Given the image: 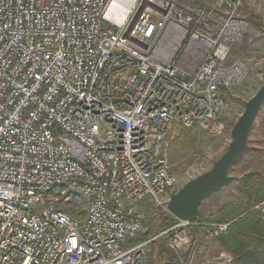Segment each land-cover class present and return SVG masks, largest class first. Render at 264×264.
<instances>
[{
	"label": "built area",
	"instance_id": "obj_1",
	"mask_svg": "<svg viewBox=\"0 0 264 264\" xmlns=\"http://www.w3.org/2000/svg\"><path fill=\"white\" fill-rule=\"evenodd\" d=\"M244 1L0 0V264H149L153 242L177 254L203 227L192 264L228 231L175 219L147 237L178 188L174 129L223 131L248 72L229 62ZM178 39L191 72L163 53Z\"/></svg>",
	"mask_w": 264,
	"mask_h": 264
},
{
	"label": "rangeland",
	"instance_id": "obj_2",
	"mask_svg": "<svg viewBox=\"0 0 264 264\" xmlns=\"http://www.w3.org/2000/svg\"><path fill=\"white\" fill-rule=\"evenodd\" d=\"M173 1L180 7L188 8H196L199 5L203 4V0ZM207 4L209 5V3ZM241 15L248 22V28L242 43L232 48L229 56V62L234 60L243 61L248 66V72L241 84L231 89L226 95L228 108L222 117V123L224 124L223 131L218 134L209 135L208 133L197 129H189L195 130L197 132L198 138L190 149H179L176 147V142L174 139H178L180 137L182 128L176 127L174 129V137L171 140L169 164L170 170L177 180L178 188L175 192H177L181 186H183L191 179H194L207 172L212 167L213 163L217 159H219V157L226 151L228 145L231 142L230 131L243 112L244 104L255 94V92L259 88L264 86V0H245L243 3ZM219 17V13H215L211 16L213 20H217ZM179 42L178 44H176L175 41L164 42L163 53L164 55L173 58V62L179 68L186 70L187 72H191L197 66V62L187 61L185 52H182L183 45L180 48ZM177 51L179 52L178 55ZM263 115L264 105L260 109L255 126H257L259 119ZM255 129L256 127L254 128V130L252 129L248 138V146L251 149H254L252 145L255 143V139L257 138ZM251 156L255 157L253 153L245 155L243 157V161L236 164L232 168L231 172L241 171L242 169H246L247 167L249 168V171H255V166L257 164H247L246 161V159H249V157ZM232 176L235 178L234 175ZM218 198L219 196H215L214 200ZM211 203L212 199L202 202L200 206L201 215L197 219L199 220V223L217 222V218L215 216H210L211 210L217 207V204ZM205 218H208V220H202ZM154 220V224L152 227H150L151 229L148 232V236H152L157 232L156 230L162 225V220L170 222L171 219L168 215L159 214ZM151 225L152 223H150V226ZM193 229L195 228H192L191 231H189L190 234ZM164 241V239H158L150 245L149 264H160L162 262H166V259L169 256L177 257L172 253L173 251L169 250L166 247ZM187 252L188 248H185L181 251V253L184 255H186ZM161 257H163L164 259H161ZM171 264L189 263H186L184 258H181L180 262L178 260H174V262L171 261ZM192 264L207 263L203 257H200L198 259L196 258L195 262H192Z\"/></svg>",
	"mask_w": 264,
	"mask_h": 264
},
{
	"label": "trees",
	"instance_id": "obj_3",
	"mask_svg": "<svg viewBox=\"0 0 264 264\" xmlns=\"http://www.w3.org/2000/svg\"><path fill=\"white\" fill-rule=\"evenodd\" d=\"M259 26V25H258ZM179 52L177 53V55ZM257 121V120H256ZM256 124V122H255ZM255 129L257 136V143L264 144V115L259 119L257 126ZM197 132L195 130H189L186 128H182V132L178 139H174L176 142V147L179 149H190L195 141L197 140ZM174 142V143H175ZM173 143V142H172ZM171 147V142H170ZM253 153L255 157H249L246 159L247 164L256 163L255 171L249 172L243 178L244 182L252 180L253 178H260L258 186L252 190L251 193L246 192V204L245 206L234 207L233 210H230L229 214L226 215L225 219H217L215 223H227L228 231L225 234H222L219 239L222 238V243L227 252L231 253L235 258L232 264H252L256 262L260 264V261H264V222L260 219L261 216L259 213H255L253 210L252 203H261L264 200V150L259 152L257 149H251L248 146L245 155H249ZM243 156V157H244ZM243 157L239 162L243 161ZM238 162V163H239ZM249 162V163H248ZM237 163V164H238ZM245 164V163H243ZM248 168V167H247ZM235 180V179H234ZM226 207V206H225ZM226 213V211H225ZM168 215L170 217V222H166L162 220V225L156 230L157 232L152 235L155 236L160 232L169 228L175 221V218L172 217L169 213H161V215ZM257 219L253 223L249 224V221ZM158 219V218H157ZM153 220L151 223L153 226ZM199 221V220H198ZM256 226L258 228L256 229ZM254 227L255 235H252L253 232L250 228ZM151 229V228H150ZM149 235V234H148ZM147 237H152L148 236ZM255 236V237H254ZM258 236V237H257ZM256 238H259L256 240ZM254 239V241H253ZM238 256H237V255ZM237 256V257H236ZM155 259V258H154ZM169 264V263H168Z\"/></svg>",
	"mask_w": 264,
	"mask_h": 264
},
{
	"label": "water",
	"instance_id": "obj_4",
	"mask_svg": "<svg viewBox=\"0 0 264 264\" xmlns=\"http://www.w3.org/2000/svg\"><path fill=\"white\" fill-rule=\"evenodd\" d=\"M263 105L264 86L244 104L243 112L230 131L231 142L226 151L207 172L191 179L170 196L167 211L172 217L196 221L201 215L202 202L234 181L231 170L248 149L249 135Z\"/></svg>",
	"mask_w": 264,
	"mask_h": 264
},
{
	"label": "crops",
	"instance_id": "obj_5",
	"mask_svg": "<svg viewBox=\"0 0 264 264\" xmlns=\"http://www.w3.org/2000/svg\"><path fill=\"white\" fill-rule=\"evenodd\" d=\"M256 141H257V138L255 139V143L252 146L254 147V149L259 150V152H262L264 150V144L257 143ZM248 169L249 168L242 169L241 171L231 172L232 175L235 176V180L232 183H230L227 187H224V188L218 190L217 192H215L214 194H212L209 198H207L205 200V201H207L209 199H212L211 204H214V203L217 204V207H215L214 209L211 210L210 216H212V217L215 216L217 219H219V218L225 219L226 215H228L230 210H233L234 207H239L242 205L245 206V204H246V197H245L246 192L251 193L252 190H254L258 186V183L260 181V178H253L252 180L244 182L243 181L244 176L246 174H248L249 172H253V171H249ZM218 194H220V195H218ZM215 196H219V198L214 200ZM261 202H264V200ZM250 204H251V206H253V210H254L255 205L258 203L255 204V203L251 202ZM225 211H226V213H225ZM254 212L257 214L259 213L256 210H254ZM212 217H211V219H212ZM257 219H259V218H257ZM257 219L253 218L252 221H249V224L253 223ZM260 219L262 220V222H264V219H262V218H260ZM202 220L207 221L208 218H205ZM213 223H215V222H213ZM257 228H258V226H256V229ZM250 229L253 231L251 233L252 235H255V233L258 235V233L256 231H254V229H255L254 227H251ZM204 232H205V228H203V227H198V228L193 229L191 234H190V237L192 239V245L188 248L187 254L186 255L182 254L181 253L182 250L179 251V253H181V254H179V253L176 254V253L172 252L177 257L169 256V257H167L166 262L161 261L162 263H160V264H168V263L171 264V261L174 262V260H176V261L178 260L180 262L181 258H184L186 263H188L190 261L191 255L195 249V243H197L203 237ZM223 237L224 236L221 237V240L218 238V239H214V240L203 241L200 250L198 252H196L192 262L194 263L196 258L198 259L200 257H203L207 264H232V262L234 261L235 258L233 257V255L231 253L227 252L226 249L224 248V245L222 243ZM257 239H259V238H256V240ZM253 241H254V239H253ZM180 255H181V258H180ZM223 255H226L229 258V260L225 259L223 257ZM170 257H171V259H170ZM161 259H164V258L161 257ZM252 264H256V262H253ZM257 264H259V263H257ZM260 264H264V261H260Z\"/></svg>",
	"mask_w": 264,
	"mask_h": 264
},
{
	"label": "bare ground",
	"instance_id": "obj_6",
	"mask_svg": "<svg viewBox=\"0 0 264 264\" xmlns=\"http://www.w3.org/2000/svg\"><path fill=\"white\" fill-rule=\"evenodd\" d=\"M126 4L128 5V3H126ZM112 5H113V7H114V6H117V5H118L117 1H113V4H112ZM113 7L111 6V7L108 9L107 16H110V14L112 13V11L114 10ZM124 9H127V8H124ZM124 9H123V10H124ZM123 17H124V13H119L118 15H116V20H117V21H121ZM179 40H180V39L177 40L176 44H178ZM161 47H162V46H161ZM175 47H176V45H175ZM175 47H174V48H175Z\"/></svg>",
	"mask_w": 264,
	"mask_h": 264
}]
</instances>
